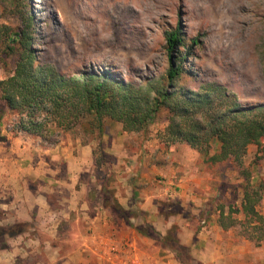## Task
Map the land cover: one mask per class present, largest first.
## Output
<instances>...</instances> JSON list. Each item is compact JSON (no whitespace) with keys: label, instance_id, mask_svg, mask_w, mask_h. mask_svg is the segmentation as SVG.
I'll use <instances>...</instances> for the list:
<instances>
[{"label":"rangeland","instance_id":"374dc122","mask_svg":"<svg viewBox=\"0 0 264 264\" xmlns=\"http://www.w3.org/2000/svg\"><path fill=\"white\" fill-rule=\"evenodd\" d=\"M29 7L38 60L59 70L109 72L134 85L157 79L167 63L162 33L178 26L187 41L200 43L185 67L196 78L185 86L218 84L244 109L264 103V0H30ZM15 121L8 113L1 126L0 264H180L127 226L114 200L135 215V227L148 223L165 235L175 225L187 264H264V242L257 247L216 223L221 207L241 203L233 164L208 165L185 144L166 145L164 121L145 133L115 125L87 145L80 129L44 140L16 131ZM82 147L91 162L80 156ZM245 160L257 161L264 183V153L250 145ZM76 169L83 171L80 188L72 184ZM104 183L112 192L107 206ZM84 199L92 210L76 209ZM101 206L110 227L98 220L93 233ZM258 210L264 216V199ZM200 232L211 244L199 245Z\"/></svg>","mask_w":264,"mask_h":264},{"label":"trees","instance_id":"16d2710c","mask_svg":"<svg viewBox=\"0 0 264 264\" xmlns=\"http://www.w3.org/2000/svg\"><path fill=\"white\" fill-rule=\"evenodd\" d=\"M29 3L0 0V143L7 140L1 126L8 113L16 117L18 132L45 140L49 133L80 129L87 137L84 145L100 142L112 126L119 125L123 133H145L160 119L166 123L162 134L166 145L185 144L208 165L233 164L241 180V203L227 211L221 207L216 223L224 231L236 228L248 242L262 245L264 216L258 207L264 199V183L256 172L257 161L246 162L245 156L250 145L264 153V103L244 109L236 95L218 84L185 86L196 78L185 67L200 43L187 41L178 26L162 33L167 63L157 79L134 85L109 72L59 70L38 60V23ZM102 192L107 206L112 195L107 183ZM112 206L127 226L187 264L188 248L175 225L165 235L148 223L135 227L130 222L135 215L115 200Z\"/></svg>","mask_w":264,"mask_h":264},{"label":"crops","instance_id":"0c3cea01","mask_svg":"<svg viewBox=\"0 0 264 264\" xmlns=\"http://www.w3.org/2000/svg\"><path fill=\"white\" fill-rule=\"evenodd\" d=\"M21 154H22V152H21ZM80 156L81 157H83V158H85V160L86 161H88V162H91V157H92V155H91V152H90V150H88L86 147H82L81 148V152H80ZM19 157H24V154H22V155H18V158ZM25 158V157H24ZM76 173H77V176H76V178H75V176H73L74 178H73V180H72V184H73V187H76L77 185H78V187L80 188V184H78V181L80 182V176H79V173H83V171L81 170H78V169H76ZM78 176H79V178H78ZM38 198L40 199V201H41V203L43 204V205H48V201H47V198H46V196L45 195H43V194H39L38 193ZM83 203V205H80L81 207H77L76 206V209H80V210H84V211H88V209L90 208V205L92 204L91 202H90V200H88V199H84V201H82ZM60 203H61V200H60ZM91 209V208H90ZM100 210H96V211H98L99 213H96V215H95V217H93V220L91 221V223H92V227H91V230L93 229V226L95 225V223H96V221H98L99 223H101L102 225H103V227H110V215L109 214H107V216L104 214V207L103 206H101L100 208H99ZM92 210V209H91ZM85 214H87L88 216L90 215V214H88V213H86L85 212ZM100 219H99V218ZM101 218H103V219H101ZM212 231L213 230H215V231H219V230H217V227H212V229H211ZM93 231V233L95 232V230L93 229L92 230ZM205 233H207V232H205ZM198 235H199V237H200V244L199 245H208V244H211V241H208L207 240V238H206V235H204L203 234V232H200V233H198ZM188 242H186V244H187Z\"/></svg>","mask_w":264,"mask_h":264}]
</instances>
